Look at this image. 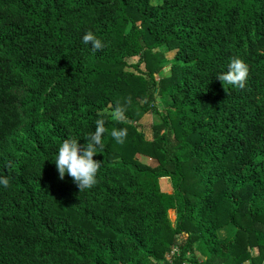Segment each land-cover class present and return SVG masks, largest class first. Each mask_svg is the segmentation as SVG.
I'll list each match as a JSON object with an SVG mask.
<instances>
[{
	"label": "trees",
	"instance_id": "16d2710c",
	"mask_svg": "<svg viewBox=\"0 0 264 264\" xmlns=\"http://www.w3.org/2000/svg\"><path fill=\"white\" fill-rule=\"evenodd\" d=\"M88 30L103 51L82 42ZM233 57L249 75L226 92L216 77ZM128 97L140 114L112 120ZM158 97L164 132L146 141L134 123ZM101 116L98 183L80 192L55 157ZM113 128L128 129L123 144ZM3 176L0 264H156L173 246L178 264H264V0H0Z\"/></svg>",
	"mask_w": 264,
	"mask_h": 264
},
{
	"label": "clouds",
	"instance_id": "9594fccd",
	"mask_svg": "<svg viewBox=\"0 0 264 264\" xmlns=\"http://www.w3.org/2000/svg\"><path fill=\"white\" fill-rule=\"evenodd\" d=\"M82 42L85 45H91L93 52L103 51L106 46L91 30L84 34ZM248 75V65L241 58L233 57L228 64V70L218 74L216 78L222 82L227 92L228 89L225 85L243 89ZM130 105L131 97H128L123 103L117 101L115 106H110L111 110L108 111V116L112 120L123 122L126 119V112ZM106 122L107 120L103 116L96 119L95 131L84 137L88 141L86 145L81 146L79 140L69 137L64 139L58 148L55 165L59 178L63 180L66 175L70 176L80 192L91 190L98 183V173L102 164L95 160L94 156L104 149V136L108 133ZM110 135L116 143L123 144L127 139L128 129L113 128ZM0 185L4 188H9L10 179L6 176L0 177Z\"/></svg>",
	"mask_w": 264,
	"mask_h": 264
},
{
	"label": "rangeland",
	"instance_id": "374dc122",
	"mask_svg": "<svg viewBox=\"0 0 264 264\" xmlns=\"http://www.w3.org/2000/svg\"><path fill=\"white\" fill-rule=\"evenodd\" d=\"M151 2L152 4H158L160 0H151ZM167 55L171 56L172 53L169 52L167 53ZM136 61L137 59L130 60V62L132 63ZM152 61L153 60H149L146 62L145 60L144 62L140 64V68L143 70L147 68L149 70L150 65L153 63ZM155 67L157 68V65H155ZM169 76H170V67L168 65H165V63H162L160 65L159 70H157L153 76L156 81V85H157V91L155 94L156 96L159 95L160 90L164 86L163 81L167 79ZM157 99L158 100L156 102L155 109L151 110V112H148L146 114H142L139 118H137V121L134 123L137 131L142 133L146 141H153L155 139V136L160 137L162 133L164 132V127H162L163 115L166 113L167 109L169 108L166 106V103L163 100H160L159 97ZM142 102L143 100H141V103ZM127 111L131 112L132 114L137 113V111L133 110L132 108L128 109ZM138 114H140V112H138L136 115ZM136 158L138 159L139 162L145 165L151 166V167H155L158 165V161L155 158H152L151 156H148V155L137 154ZM159 184L163 192H168V193L172 192L171 183H170L169 178L160 179ZM168 217L171 223L175 225L177 214L175 213L174 210L168 211ZM233 232H234V229L230 225L228 226V228L224 227L220 229L218 234L220 237H225V236H228L229 234H232ZM184 236L185 235H183V237ZM196 246H197V242L194 241L193 248H195ZM256 254H257V250L253 249L251 252V255L254 256ZM196 255L198 256V254Z\"/></svg>",
	"mask_w": 264,
	"mask_h": 264
},
{
	"label": "built area",
	"instance_id": "2783aa9c",
	"mask_svg": "<svg viewBox=\"0 0 264 264\" xmlns=\"http://www.w3.org/2000/svg\"><path fill=\"white\" fill-rule=\"evenodd\" d=\"M179 254H180V249L178 246H173L166 257L161 261L156 264H178V259H179ZM180 264H186V262H181Z\"/></svg>",
	"mask_w": 264,
	"mask_h": 264
}]
</instances>
